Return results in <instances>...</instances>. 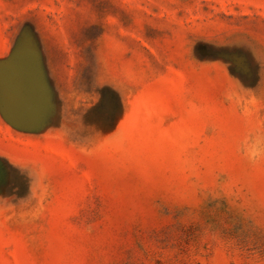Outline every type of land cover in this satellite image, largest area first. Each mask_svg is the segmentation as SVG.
Instances as JSON below:
<instances>
[{
    "label": "rangeland",
    "instance_id": "obj_1",
    "mask_svg": "<svg viewBox=\"0 0 264 264\" xmlns=\"http://www.w3.org/2000/svg\"><path fill=\"white\" fill-rule=\"evenodd\" d=\"M0 264H264V0H0Z\"/></svg>",
    "mask_w": 264,
    "mask_h": 264
}]
</instances>
